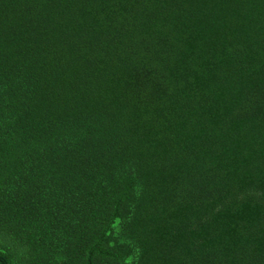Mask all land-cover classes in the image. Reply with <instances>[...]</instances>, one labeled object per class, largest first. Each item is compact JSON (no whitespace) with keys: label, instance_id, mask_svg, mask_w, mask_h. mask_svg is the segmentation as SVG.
Wrapping results in <instances>:
<instances>
[{"label":"trees","instance_id":"16d2710c","mask_svg":"<svg viewBox=\"0 0 264 264\" xmlns=\"http://www.w3.org/2000/svg\"><path fill=\"white\" fill-rule=\"evenodd\" d=\"M0 264H264V0H0Z\"/></svg>","mask_w":264,"mask_h":264}]
</instances>
